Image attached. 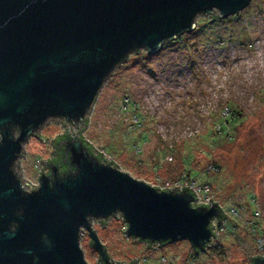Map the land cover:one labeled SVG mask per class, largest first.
I'll return each mask as SVG.
<instances>
[{
    "label": "water",
    "instance_id": "1",
    "mask_svg": "<svg viewBox=\"0 0 264 264\" xmlns=\"http://www.w3.org/2000/svg\"><path fill=\"white\" fill-rule=\"evenodd\" d=\"M250 1L0 0V264H89L82 229L110 264L91 222L115 213L129 237L206 249L214 217H223L218 201L195 206V192L149 185L90 151L80 132L101 86L131 53L161 52L195 29L198 15L225 18ZM51 119L70 136L63 146L73 170L42 173L26 189L14 165Z\"/></svg>",
    "mask_w": 264,
    "mask_h": 264
},
{
    "label": "rangeland",
    "instance_id": "2",
    "mask_svg": "<svg viewBox=\"0 0 264 264\" xmlns=\"http://www.w3.org/2000/svg\"><path fill=\"white\" fill-rule=\"evenodd\" d=\"M229 108L240 120L216 134ZM88 116L84 138L131 176L161 187L186 168L210 185L225 211L246 205L251 213L253 198L264 213V0L222 19L198 15L195 29L162 43L161 52L131 53L105 80ZM62 131L51 119L39 133L51 140ZM48 154V142L29 138L24 177L34 179ZM209 164L219 169L208 172ZM91 223L112 264H249L256 252L255 236L242 229L196 252L185 239L158 245L129 237L119 216ZM89 240L83 232V256L98 264Z\"/></svg>",
    "mask_w": 264,
    "mask_h": 264
},
{
    "label": "built area",
    "instance_id": "3",
    "mask_svg": "<svg viewBox=\"0 0 264 264\" xmlns=\"http://www.w3.org/2000/svg\"><path fill=\"white\" fill-rule=\"evenodd\" d=\"M88 114L89 112L86 114V117L89 119ZM88 121L81 129L80 135L82 136L88 124ZM58 123L63 130V124L61 123V120H59ZM93 148L98 152H102L98 150L96 147ZM103 157L106 158L108 161H110V158H107L104 154ZM115 164L118 167L117 163ZM207 171L208 172L217 171V168L214 165L209 164L207 166ZM22 181L26 189H30L36 186V185H30L29 182L24 180L23 178ZM161 190H168V191L186 190V191L195 192L196 194L195 206H201L205 202H206V206H210V201H217L214 198V196H212L211 194V188L209 184L199 183L196 179L186 177L185 175H181L179 177L166 180L165 182L162 183ZM251 204L253 205V208L250 211L251 213L248 212L249 211L248 208H246V206L244 205H237V206L233 205L227 211H225L222 208L223 217L222 216L220 218L214 217V226L211 232V240L210 242L206 243V248L218 246L220 244V237L222 234L235 236L236 234L239 233L241 229L243 230V228L245 227L250 233H253L256 236L255 238L256 248L258 250H261L262 246L264 245V213L255 199L252 198ZM218 206L223 207L219 202H218ZM238 217L243 218L242 224H239L236 221V218ZM125 228L126 226L123 227L124 234H126Z\"/></svg>",
    "mask_w": 264,
    "mask_h": 264
},
{
    "label": "flooded vegetation",
    "instance_id": "4",
    "mask_svg": "<svg viewBox=\"0 0 264 264\" xmlns=\"http://www.w3.org/2000/svg\"><path fill=\"white\" fill-rule=\"evenodd\" d=\"M66 133H67V131H62L61 133H57L51 140H47L45 138H42V135L40 133H39V135L37 137H34L40 142H43V143H47L48 142L49 143V154H48L47 158L41 159V162H39V164H37V165L35 164L36 165L35 167L37 168L36 173H35L36 177L34 179H31V178L24 177L23 172L20 170V162H21V160L23 159V156H24V153H23V155L20 158H18V160L16 161V165H14V171L18 172L19 177H20L21 180L23 178L24 180L28 181L30 185L38 186V177L42 173H44L45 175H50L52 169H55L58 174H63V173H66L69 170H73V168L70 165L69 159H68V154H67V152L65 150V147L63 146L64 140L66 138H70V137H65L64 136ZM115 216L121 217V219L123 221V225L125 227L126 226L125 222H124L122 216L119 213H115L114 215H111L107 219H109L111 217H115ZM92 222H93V220H92ZM83 232H86V231L84 229H82L81 234ZM123 233H124V230H123ZM252 236H255V235L253 234ZM80 237H81V235H80ZM255 238H256V236H255ZM137 240H139V239H137ZM140 241L145 242L147 244L149 243V242L144 241V240H140ZM153 243L161 245V242H151L149 244H153ZM163 244H166V242L163 243ZM89 245L91 246L90 240H89ZM91 248H93V247L91 246ZM252 256H259L261 258L264 257V245L262 246L261 250H258L256 248V252ZM251 257H249V264H250ZM98 260H99L98 264H100L101 259H100L99 254H98ZM131 263L132 262H130L129 264H131ZM138 264H140V263H138Z\"/></svg>",
    "mask_w": 264,
    "mask_h": 264
},
{
    "label": "trees",
    "instance_id": "5",
    "mask_svg": "<svg viewBox=\"0 0 264 264\" xmlns=\"http://www.w3.org/2000/svg\"><path fill=\"white\" fill-rule=\"evenodd\" d=\"M211 18H213V19H216V18L222 19V18H219V16H217V15H212ZM129 106H130L131 111L135 110V107H134L133 104H130ZM227 112L228 113L225 116L222 117L223 121L220 123L221 125H219L218 128L215 130L216 131L215 132L216 134H221L224 130L228 129L231 125L235 124L236 121L238 122L240 120V116H241L240 111H238L236 109L229 108L227 110ZM64 136L65 137H70L67 133ZM80 137L83 139V143L86 145V147L90 151H93L94 152L93 147H95V146L91 145V143H89L83 136H80ZM214 141H216V137L214 138ZM96 156H97V158L99 160H102V157H101V154L100 153H98V155H96ZM182 162H183V158L181 157L180 158V163L182 164ZM214 166L217 169H219V167L216 164H214ZM180 167L181 168H184L183 165L180 166ZM178 168L179 167H176V169H178ZM184 170L185 171L180 172L177 175H175L174 178L179 177L181 175H185L186 177L196 179V178H194V176H192L191 174L187 173V171H186L187 169L186 168H184ZM163 243H165V242H161V245ZM100 264H102V261H100ZM110 264H112V263H110ZM113 264H121V263H113Z\"/></svg>",
    "mask_w": 264,
    "mask_h": 264
},
{
    "label": "crops",
    "instance_id": "6",
    "mask_svg": "<svg viewBox=\"0 0 264 264\" xmlns=\"http://www.w3.org/2000/svg\"><path fill=\"white\" fill-rule=\"evenodd\" d=\"M245 206H246V205H245ZM251 207L253 208V205H252V204H251ZM236 221H238V218H236ZM243 230L248 231L247 228H245V227L243 228Z\"/></svg>",
    "mask_w": 264,
    "mask_h": 264
}]
</instances>
